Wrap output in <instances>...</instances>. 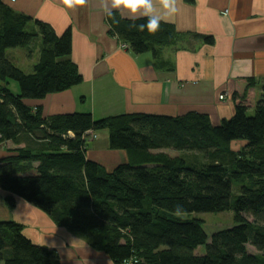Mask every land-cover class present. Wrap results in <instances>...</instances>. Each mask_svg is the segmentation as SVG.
<instances>
[{
    "label": "trees",
    "instance_id": "trees-1",
    "mask_svg": "<svg viewBox=\"0 0 264 264\" xmlns=\"http://www.w3.org/2000/svg\"><path fill=\"white\" fill-rule=\"evenodd\" d=\"M105 20L122 45L134 54L151 52L157 62L162 47L190 35L168 21L155 33L141 31L137 25L145 18L118 11ZM30 21L0 0V144H15L0 158L5 205L13 208L19 198L35 206L56 226L87 238L113 264H264V83L252 106L244 102L246 94L234 99L233 114L218 124L195 111L45 116L41 106L24 101L63 92L83 78L68 58L70 29L58 35L35 19L37 30L29 31ZM191 36L213 43L211 36ZM37 40L31 72L6 57V49ZM100 130H107L108 149L127 154L110 170L86 156L91 133ZM228 210L234 224L209 236L202 219L182 216ZM0 262L60 264L55 249L32 242L13 220H0Z\"/></svg>",
    "mask_w": 264,
    "mask_h": 264
},
{
    "label": "crops",
    "instance_id": "crops-1",
    "mask_svg": "<svg viewBox=\"0 0 264 264\" xmlns=\"http://www.w3.org/2000/svg\"><path fill=\"white\" fill-rule=\"evenodd\" d=\"M2 1L32 18L26 26L29 31L37 30L35 19L49 24L58 35L70 29L68 58L77 65L83 81L43 99L24 101L33 108L41 106L45 116L89 112L98 119L123 113L181 115L195 111L218 124L233 114L234 99L237 102L246 94L244 102L252 106L262 92L264 0H174L177 12L166 21L190 35L162 47L159 62L151 52L134 54L109 34L103 9L111 6L110 0ZM118 12L132 18L122 9ZM192 33L211 36L213 43L194 39ZM38 40L28 48L6 49L5 55L12 62L14 56L28 59L31 72L38 60ZM88 140L92 146H87L86 156L105 169L127 160L125 151L108 149L107 132L103 139L91 133ZM11 146L15 144H0V158ZM3 196L0 190V220L22 224L32 242L55 249L60 264H113L84 236L56 226L49 216L19 198L8 208Z\"/></svg>",
    "mask_w": 264,
    "mask_h": 264
},
{
    "label": "clouds",
    "instance_id": "clouds-1",
    "mask_svg": "<svg viewBox=\"0 0 264 264\" xmlns=\"http://www.w3.org/2000/svg\"><path fill=\"white\" fill-rule=\"evenodd\" d=\"M111 6H105L104 12L112 17L114 11L123 10L132 18L137 16L145 18V22L137 25L139 30L155 33L160 29L162 22L177 12L174 0H160L157 4L154 0H110Z\"/></svg>",
    "mask_w": 264,
    "mask_h": 264
},
{
    "label": "rangeland",
    "instance_id": "rangeland-1",
    "mask_svg": "<svg viewBox=\"0 0 264 264\" xmlns=\"http://www.w3.org/2000/svg\"><path fill=\"white\" fill-rule=\"evenodd\" d=\"M37 54V50L34 52V58L36 57ZM14 56V55H13ZM14 64L19 67L20 69H22L25 72H28L29 70V66L27 65L28 63V59L26 58H19L17 56H14ZM32 69V68H30ZM10 87L12 89V91H17L18 87H17V83L14 81H11L10 83ZM253 113V110L250 109L247 114L251 115ZM107 130H100L97 132V134L99 135L100 139H103V133H106ZM105 141V140H104ZM101 143V140L99 141ZM87 146L91 147L92 146V142L89 140L87 141ZM234 149H237V147L233 146ZM164 152L168 153L169 155H177L179 153L175 152V150L173 149H163ZM179 152V151H178ZM183 217H197L199 219L203 220V228L206 232V234L209 236L212 232L219 230V229H223L226 227H230L234 224V220H233V213L232 211L228 210V211H224V212H218V213H210V212H202V213H190V214H182ZM200 249H198L199 253H203L204 252V248L202 246L199 247Z\"/></svg>",
    "mask_w": 264,
    "mask_h": 264
},
{
    "label": "built area",
    "instance_id": "built-area-1",
    "mask_svg": "<svg viewBox=\"0 0 264 264\" xmlns=\"http://www.w3.org/2000/svg\"><path fill=\"white\" fill-rule=\"evenodd\" d=\"M11 1H13V0H11ZM122 45V44H121ZM123 47H126L125 45H122ZM220 97H222V96H220ZM124 264H131L129 261H127V262H125Z\"/></svg>",
    "mask_w": 264,
    "mask_h": 264
}]
</instances>
